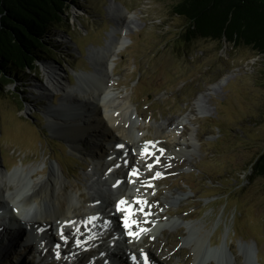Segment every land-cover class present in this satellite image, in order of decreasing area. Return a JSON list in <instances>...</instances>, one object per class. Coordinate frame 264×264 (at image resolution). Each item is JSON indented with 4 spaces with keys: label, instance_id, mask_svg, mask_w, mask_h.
Listing matches in <instances>:
<instances>
[{
    "label": "rangeland",
    "instance_id": "rangeland-1",
    "mask_svg": "<svg viewBox=\"0 0 264 264\" xmlns=\"http://www.w3.org/2000/svg\"><path fill=\"white\" fill-rule=\"evenodd\" d=\"M69 3L68 24L55 32L56 47L49 58L41 59L35 71H26L16 83L0 90V171L12 172L22 166L26 172L35 170L32 176L38 178L57 163L66 178V189L73 195L76 215L88 213L94 199L106 207L108 203L102 204V200L117 198L105 192L115 178L113 170L103 173L107 169L104 159L97 167L87 156L90 148L85 144L86 155L80 156L61 139L63 136L52 134L46 108L61 107L66 99H81L80 84L92 90L97 83L86 79L92 81V76L105 71L103 64L109 52L124 41L125 48L111 61L115 67L109 89L129 95L143 128L132 149V155L139 152L134 154V162L140 167L132 172L146 174L153 162L151 156H143L150 149L141 151L139 142L150 141V145L161 148L159 143L174 130L184 144L181 150L161 148L165 149H160L161 156L155 153L156 161L162 155L168 157V166L156 171L162 180H155L156 173L146 174L141 177L143 184H137L144 194L140 210H145L143 204L149 200L144 206L151 209L145 210L148 216L159 215V221L180 219L181 225L164 230L162 236H144L140 246L160 253V264H194L192 243L182 244L188 225L194 243L203 237L206 248L215 249L224 241L236 264H243L242 246L246 245L257 253V264H264V177H253L250 171L251 162L264 151L262 59L245 46L199 38L184 41L180 34L185 20L174 13L176 0ZM47 65L57 69L69 85L68 98L62 93L36 90L45 84L43 70ZM112 142L107 148L113 149ZM137 181L129 180L126 194H133ZM13 182L23 184L18 177ZM176 196L182 199H171ZM50 232L55 234L54 229ZM23 240L12 246L16 248L7 254L5 264H36L34 246L24 248ZM204 251L201 249V256ZM96 258L91 256L89 262ZM77 261L75 257L73 264ZM218 261L221 256L216 254L204 264ZM45 262L43 258L38 264Z\"/></svg>",
    "mask_w": 264,
    "mask_h": 264
},
{
    "label": "bare ground",
    "instance_id": "bare-ground-1",
    "mask_svg": "<svg viewBox=\"0 0 264 264\" xmlns=\"http://www.w3.org/2000/svg\"><path fill=\"white\" fill-rule=\"evenodd\" d=\"M124 45V41H119L115 44L107 56L108 60H105V65L103 64L105 71L100 70L97 73V77L92 76V81L86 79L90 83H97L93 85L92 90H88L85 84L79 85L81 91V96H79L81 99L76 101L66 99V97H69L66 93L69 90V85L64 81L61 74L58 73L59 71L51 65L44 67L46 68L43 70L45 84L41 85L42 88L36 86V90L52 94H63V98L66 100L63 101L61 107L46 108L48 117L50 118L49 120L47 119V126L49 131L55 136H63L61 139L69 145L74 153L80 156L83 155L84 149L82 148V144H85L90 148L87 156L99 167V161L105 160L110 151L113 152V149L107 148L106 145L112 141L114 145L121 143L128 148L130 168L133 170L140 167V164L134 162L135 156L134 154L132 155V149L135 148L134 145L136 141L138 142L139 136H141L139 132L143 128L136 116V110L130 103L129 95L126 93H113L109 89L112 78L110 76H112L113 68L115 67L114 64H111V61L114 62L117 54L125 48L123 47ZM85 74L86 77L89 76L88 73ZM80 81L81 79L79 83ZM87 114L90 115L88 116ZM173 131L168 132L166 137L163 136L166 140L165 142L163 141L164 143L160 142L159 147L168 149L179 148L180 150L184 147V144L181 142L182 139L180 143ZM139 147L141 151H146L151 148V145L139 142ZM158 161V164L162 167H166L169 164L167 159L163 157L158 159ZM143 163L142 166L144 167ZM49 168L47 175H41L38 178L32 176L35 170L26 172L22 166L15 167L12 172L0 171V208L5 209L8 216V222H1L0 224V243L4 244V247L0 249V264H5L7 254H10L12 249L16 248L12 246H14L18 239L24 238V243L32 247L33 244L41 243L42 240L46 239L45 235L47 234H45L44 230L51 231L53 228H57V232L59 233V229L65 227L67 220L72 217L81 216L76 215L73 195L66 189V178L63 176L59 165L54 162L53 166ZM103 173H105V170ZM16 177H18L20 183H23L22 185H18V182H13V178ZM119 179L122 180V185L118 189L114 190L111 186L117 180L115 178L113 181H109L110 184L107 191H105L112 196L116 195L117 198L111 202L102 200V204L108 203L106 208L120 206L121 210L118 211V217L120 219L123 218V220L119 223L123 225V232L127 235L124 242L126 243L127 250L134 255L136 249L141 250L143 248L140 245L143 244L142 240L144 236L154 237L156 234L162 236L164 230L179 227L181 220L165 218L159 221V215L148 216L147 211L140 210L142 203L138 202L143 201L142 196L144 197V195H141L142 191L138 189L140 187H137V184H143L140 182L141 177L136 178L138 181L134 189L131 190L132 195L126 194L129 189V180L132 178L125 173ZM4 187L5 189L3 190ZM120 190L122 191L119 194ZM79 197L82 196L80 195ZM171 199L180 201L182 198L180 199L179 196H176L174 198L171 197ZM121 200L125 201L123 205H120ZM93 201H96V199ZM166 202L164 200V203ZM92 210L94 208L91 207L84 216ZM71 215L73 216L70 217ZM126 220L129 227H125ZM186 227L187 236L182 239V244L192 243L191 249L194 264H204V261L206 262L212 259V257L215 258L216 254L219 257L221 256V261L216 262V264H236L235 259L232 257L233 255L229 252V248L224 241L222 245L215 249H207L205 246L207 239L199 237V242L194 243L192 240L193 232L188 225ZM243 246V252L241 251V247L239 248L244 258L243 264H257V253L251 247ZM201 249H205L203 256L200 255ZM76 252L83 261L85 256L81 255V251ZM159 254L152 253V257L150 256L152 263H155V259L160 257Z\"/></svg>",
    "mask_w": 264,
    "mask_h": 264
},
{
    "label": "trees",
    "instance_id": "trees-1",
    "mask_svg": "<svg viewBox=\"0 0 264 264\" xmlns=\"http://www.w3.org/2000/svg\"><path fill=\"white\" fill-rule=\"evenodd\" d=\"M70 0H0V90L55 49V32L68 24ZM73 4V1L71 2ZM184 41L208 39L249 47L264 67V0H176ZM264 75V70H263ZM264 177V151L250 164Z\"/></svg>",
    "mask_w": 264,
    "mask_h": 264
},
{
    "label": "snow or ice",
    "instance_id": "snow-or-ice-1",
    "mask_svg": "<svg viewBox=\"0 0 264 264\" xmlns=\"http://www.w3.org/2000/svg\"><path fill=\"white\" fill-rule=\"evenodd\" d=\"M121 147H122V145H121ZM161 151H163V149H161ZM158 162L159 161H157V163ZM148 167H149V169H151L152 168V165H148ZM160 175H161L160 173H156V177H160ZM138 202L139 203H143V201H138ZM124 203H125V201H123V200L120 201V205H123ZM117 210L118 211L121 210L119 205L117 206ZM125 227H129V224H128V221L127 220L125 221ZM130 235H133V234H130ZM133 260H135V257H133ZM145 264H147V256L146 255H145Z\"/></svg>",
    "mask_w": 264,
    "mask_h": 264
}]
</instances>
